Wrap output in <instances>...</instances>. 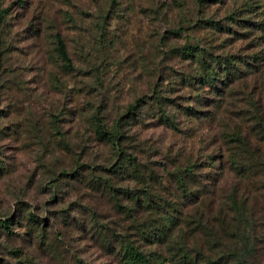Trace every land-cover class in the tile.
Returning a JSON list of instances; mask_svg holds the SVG:
<instances>
[{
  "label": "rangeland",
  "instance_id": "374dc122",
  "mask_svg": "<svg viewBox=\"0 0 264 264\" xmlns=\"http://www.w3.org/2000/svg\"><path fill=\"white\" fill-rule=\"evenodd\" d=\"M0 11V32L9 38L0 62V264H122L117 249L128 219L106 193L82 184L106 178L113 157L84 113H76L88 105L105 107L103 121L110 124L155 88L171 101L166 113L179 131L157 124L146 105L130 128L145 143L132 148L182 150L220 164L223 157L219 194L235 183L222 132H249L264 122V31L258 30L264 0H0ZM55 34L78 73L67 75L53 61ZM188 38L215 55L244 60L245 81H224L215 94L188 85L202 73L178 53ZM245 199L254 214L255 250L242 264H264V186Z\"/></svg>",
  "mask_w": 264,
  "mask_h": 264
},
{
  "label": "trees",
  "instance_id": "16d2710c",
  "mask_svg": "<svg viewBox=\"0 0 264 264\" xmlns=\"http://www.w3.org/2000/svg\"><path fill=\"white\" fill-rule=\"evenodd\" d=\"M250 7L248 5L246 11ZM3 13L0 11V18ZM232 15L228 19L235 21ZM195 25L191 24L190 28ZM216 26L213 24L216 29H222ZM259 26L258 30L264 31V22ZM2 33L0 62L9 39L2 38ZM168 33L177 34L174 31ZM52 40L53 61L58 68L67 75L78 73L64 39L55 34ZM180 49L178 53L194 60L202 71L188 78L190 86L196 82L215 94L218 84L224 85V81L231 83L239 79L245 81L244 75L249 74L247 68H240L244 60L215 55L210 49L201 48L192 38H188ZM256 59L257 56L252 57V60ZM244 66L248 67V64ZM170 102L154 88L150 96L137 98L128 104L110 124L103 121L105 107L87 104L89 109L78 110L76 113H84L95 139L108 146L113 154L106 178H87L82 184L93 191L106 193L114 202L116 210L127 217L129 232L119 241L117 249L122 264L246 263L248 257L253 258L255 249L250 242L254 214L245 198L259 192L261 185L264 186V152L259 149L260 144H264V122L256 121L249 132L247 129L244 132H222L228 153L227 172L234 174L235 183L219 194L225 173L223 157L220 164V160L214 156L200 160L198 156L182 150L172 155L170 150L157 152L143 147L144 152H139L137 146L136 149L132 148L138 142L141 145L145 143L136 139L130 128L137 120L135 116H140L137 110L146 105L150 108L149 113L158 117L157 124L173 132L179 131L177 122L166 113ZM185 110L191 111L189 106ZM154 152L161 157L162 162L150 161ZM216 161H219L218 169L215 168ZM215 170L221 171L219 177L211 176L210 171ZM122 182L128 186L123 188ZM10 223L11 220L6 221L7 226ZM36 237L41 240L44 235L38 232Z\"/></svg>",
  "mask_w": 264,
  "mask_h": 264
}]
</instances>
